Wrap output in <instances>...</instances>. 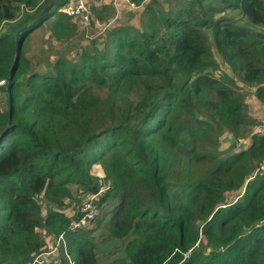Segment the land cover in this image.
<instances>
[{"label": "trees", "instance_id": "obj_1", "mask_svg": "<svg viewBox=\"0 0 264 264\" xmlns=\"http://www.w3.org/2000/svg\"><path fill=\"white\" fill-rule=\"evenodd\" d=\"M129 1L39 72L31 30L70 41L77 21L57 8L34 22L51 0H0V264H25L61 233L73 264H98L92 223L70 227L88 193L124 242L114 264H264V132L234 155L218 147L220 133L247 138L244 86L264 104V0ZM111 3L93 0L96 32ZM60 250L35 264H71Z\"/></svg>", "mask_w": 264, "mask_h": 264}, {"label": "rangeland", "instance_id": "obj_2", "mask_svg": "<svg viewBox=\"0 0 264 264\" xmlns=\"http://www.w3.org/2000/svg\"><path fill=\"white\" fill-rule=\"evenodd\" d=\"M95 1L100 2L101 0H95ZM105 2L109 3L110 0H105ZM89 4L90 6L93 5L90 0H89ZM126 5L127 3L125 2V0H121L117 4H113L112 2L107 9L108 22L106 23V26L96 24V26L100 28L99 32L98 30L96 32L95 26L92 27L89 24V26L85 28V26H82L80 23L77 22L79 26L77 35L70 41L63 39V38L57 40L55 37V34L52 33V30L49 28L50 26H47L44 28H42L41 26V27H36L32 29L30 32L31 36H30L29 43L24 49V52L26 53V55H28L31 58L32 69H34L35 71L41 72L43 67L45 68L44 62L49 54H52V55L56 54L55 57L50 56L52 59L49 62H54L59 57V55H63V54L74 55L75 50L80 49L82 46L81 45L82 43L84 42L88 43L87 42L88 37L92 35H101L100 33H102L106 27L115 24L121 18H125V16H127V12H126L127 6ZM62 6H63L62 0H58L54 4V6L50 8L51 10L49 9L50 11L49 10L48 11L55 12L57 8L61 9ZM54 18L55 16H53L52 19ZM40 63L42 65H40ZM221 66H223V68H226V64L221 63ZM236 80L238 81V79ZM235 84H238V83L235 82ZM244 88L247 90L246 111L248 112V115L250 117L249 119L250 123L247 125V128L250 129L249 133H247V138L242 140V143L241 141H237L236 146L230 145L232 143L230 133L228 134H226L225 132L220 133V137L218 138V147H219L220 154H226V153L231 152L234 155L236 152L241 150L240 149L241 147L245 148L249 145V143L252 141L253 132L254 133H258V131L264 132V125H263L264 124V104L256 98L254 94V88L252 89L248 86H244ZM6 107H7L6 99H5L3 90L1 88L0 90V110H4L6 109ZM240 143L242 145H240ZM73 190L76 192L77 190L76 185H74ZM83 198L84 196H82V199ZM69 200H70L69 198H66L64 201L67 202ZM42 202L44 206L46 207L45 200L42 199ZM73 204H75V202L71 203L72 208L76 206ZM45 211H47L46 208H45ZM99 220H102V223L98 222ZM90 228H95L93 230V236H94V240L97 245L96 253H97V258H98V264H114V262H117L119 259H122L126 256L125 245H124L123 240L112 239L113 237H110L109 235V230L107 226V215L104 221L102 219V215L97 217L96 220L92 222V226ZM45 237L47 238V241H48V250L49 248L51 249L48 252L52 253L53 250H55L56 248H59L60 242L58 241L57 237L48 235V234H45Z\"/></svg>", "mask_w": 264, "mask_h": 264}, {"label": "built area", "instance_id": "obj_3", "mask_svg": "<svg viewBox=\"0 0 264 264\" xmlns=\"http://www.w3.org/2000/svg\"><path fill=\"white\" fill-rule=\"evenodd\" d=\"M91 3L93 0H90ZM121 0H112L113 4H117ZM128 1L131 5L134 3ZM63 11L69 14L73 20L80 23L82 26L88 27L91 23V6L89 4V0H68L63 5ZM95 23L99 25H105V21H101L99 19H95ZM6 78H0V90L1 88L6 85L7 83ZM264 175V159L259 163L254 171V175ZM97 194L88 195L87 199L79 206L74 208V212L80 214L79 218L73 220L70 223L71 229H77L79 227L90 225L96 218V215L99 212V206L97 201L95 200ZM58 241L60 242L61 246L66 248V241L64 234L61 233L58 235ZM57 248L51 252H45L36 257V259H29L26 264H35L36 261L38 262H51L53 261L54 255L56 254ZM55 261V260H54Z\"/></svg>", "mask_w": 264, "mask_h": 264}, {"label": "water", "instance_id": "obj_4", "mask_svg": "<svg viewBox=\"0 0 264 264\" xmlns=\"http://www.w3.org/2000/svg\"><path fill=\"white\" fill-rule=\"evenodd\" d=\"M57 1L58 0H51V2L45 7V9L43 10V12L34 20V22L37 21L38 19H40L45 13L49 12L51 10L50 8H52L54 6V3H56ZM23 29H25V28H23ZM16 49H17V51H16V55H15V60H14V63L12 65V67H11V70H10L9 81H8V85H7L8 91L13 86L12 78H13V74H14L15 65L17 64L18 57H19V53H20V43L18 41V38H17V43H16ZM9 98H11V95L9 96ZM7 128H8V126H7Z\"/></svg>", "mask_w": 264, "mask_h": 264}, {"label": "clouds", "instance_id": "obj_5", "mask_svg": "<svg viewBox=\"0 0 264 264\" xmlns=\"http://www.w3.org/2000/svg\"><path fill=\"white\" fill-rule=\"evenodd\" d=\"M62 8H63V6H62ZM61 8V9H62ZM63 10V9H62ZM5 86V85H4ZM3 88V87H2ZM94 222V221H93ZM54 236H56V235H54ZM65 241H66V239H65ZM63 248V250H64V253L67 255V257L69 258V260H70V262H71V264H73V262H72V260L70 259V257H69V255H68V253H67V242H66V248H64L63 246H61V244L59 245V248H57V251H56V254L58 253V251H59V249H62ZM51 249H49V250H46V251H44L43 253H45V252H48V251H50ZM42 254V253H41ZM40 255V254H39ZM38 256V255H37ZM36 256V257H37ZM34 259H36V258H34ZM28 261V260H27ZM38 261H36V263H37ZM40 263H43V262H40ZM44 263H46V262H44ZM26 264V263H25Z\"/></svg>", "mask_w": 264, "mask_h": 264}, {"label": "crops", "instance_id": "obj_6", "mask_svg": "<svg viewBox=\"0 0 264 264\" xmlns=\"http://www.w3.org/2000/svg\"><path fill=\"white\" fill-rule=\"evenodd\" d=\"M132 6H134V5H132ZM259 132V131H258ZM259 133H261V132H259ZM55 237H57L58 238V236H55ZM63 249V248H62ZM61 252V250L58 252V254L56 255V257L59 255V253ZM62 255H64V250L62 251ZM54 259V258H53ZM71 259V258H70Z\"/></svg>", "mask_w": 264, "mask_h": 264}, {"label": "bare ground", "instance_id": "obj_7", "mask_svg": "<svg viewBox=\"0 0 264 264\" xmlns=\"http://www.w3.org/2000/svg\"><path fill=\"white\" fill-rule=\"evenodd\" d=\"M55 4V3H54Z\"/></svg>", "mask_w": 264, "mask_h": 264}]
</instances>
